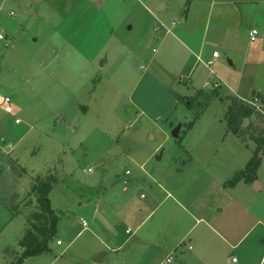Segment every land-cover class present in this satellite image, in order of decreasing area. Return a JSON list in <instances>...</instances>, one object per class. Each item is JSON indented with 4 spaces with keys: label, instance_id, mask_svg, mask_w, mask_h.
I'll list each match as a JSON object with an SVG mask.
<instances>
[{
    "label": "rangeland",
    "instance_id": "1",
    "mask_svg": "<svg viewBox=\"0 0 264 264\" xmlns=\"http://www.w3.org/2000/svg\"><path fill=\"white\" fill-rule=\"evenodd\" d=\"M0 34V264H264V155L229 183L264 121V0H0ZM228 96L257 98L244 140ZM50 176V250L19 263Z\"/></svg>",
    "mask_w": 264,
    "mask_h": 264
},
{
    "label": "trees",
    "instance_id": "2",
    "mask_svg": "<svg viewBox=\"0 0 264 264\" xmlns=\"http://www.w3.org/2000/svg\"><path fill=\"white\" fill-rule=\"evenodd\" d=\"M213 95H217V89L213 91ZM230 104L225 112L226 125L229 132L245 139L243 128V121L247 118L258 114L255 106H251L245 101L235 96H228ZM191 106V105H190ZM198 117V116H197ZM197 117L187 124L186 129L183 131L184 136L194 126ZM254 126L258 132L250 135L251 140L256 144V149L253 156L249 160L245 169L239 171L236 176L229 183L234 186L236 182L245 180L253 182L257 179V171L261 165V158L264 155V129L258 126L255 122L250 124ZM183 136H179L181 140ZM245 137V138H244ZM3 168H0V172ZM56 178L50 176L48 179H37L31 187V194L36 196V209L27 218V227L25 233L19 242L20 247L24 249L22 259L27 256L37 255L50 250L49 241L53 238L59 216L50 204L49 195L53 188V181ZM15 264V263H11Z\"/></svg>",
    "mask_w": 264,
    "mask_h": 264
},
{
    "label": "crops",
    "instance_id": "3",
    "mask_svg": "<svg viewBox=\"0 0 264 264\" xmlns=\"http://www.w3.org/2000/svg\"><path fill=\"white\" fill-rule=\"evenodd\" d=\"M143 1H148V0H143ZM159 7H160V5H159ZM162 7H164V9H166V5H165V3H162ZM167 10V9H166ZM258 178V177H257ZM257 180V179H256ZM254 187H256V189L255 190H257V191H261V190H263L264 189V185L263 184H260L258 181H256L255 182V186ZM124 189H126V186H124ZM171 195V193L170 192H168L167 193V196L166 197H168V196H170ZM144 195L143 194H141V197H143ZM195 220H196V222H199V221H204L205 223H206V230H208V231H210V232H212V233H216L215 231H216V229L212 226V225H210L209 223H207L204 219H202V218H195ZM126 232H127V230H126ZM208 234V233H207ZM215 236H217V237H219L220 239H222L223 241H224V243L225 244H229V243H227V241H226V238H224L221 234H219V233H216L215 234ZM207 241H209L208 239H207ZM223 241H216V243H220V242H223ZM260 241V242H259ZM254 242L255 243H260V244H262V242H264V229L262 230V232H260V233H258L256 236H255V240H254ZM221 244V243H220ZM237 245V244H236ZM236 245H231V246H236ZM126 248H130V245L129 246H127ZM176 248V247H175ZM208 256H210V257H208ZM207 256V261L208 260H210L211 261V259L213 260L214 259V256L212 255V254H210V255H208ZM103 258V255H100V256H97V257H95L94 258V261H100L101 259Z\"/></svg>",
    "mask_w": 264,
    "mask_h": 264
},
{
    "label": "built area",
    "instance_id": "4",
    "mask_svg": "<svg viewBox=\"0 0 264 264\" xmlns=\"http://www.w3.org/2000/svg\"><path fill=\"white\" fill-rule=\"evenodd\" d=\"M257 36H258V31H257V29H255V28L251 29L250 32H249V39H250V41H255V40L257 39ZM2 38H3V37H2V35L0 34V39H2ZM218 56H219V53H218L217 51H214L213 54H212V58H211V59H208V60L206 61V65H207V66L212 65V64H213V61H214ZM205 85H206V86H207V85H210V83H209V82H206ZM213 85H214V87H217V86H218V83L216 82V83H214ZM256 100H257V98H254V101H249V103H250L251 105L256 106V103H255ZM10 101H11V99H10L9 97H6V98H5V102L9 103ZM258 109L264 114V111H262L260 108H258ZM5 110H6L7 112H12V107H11L10 105H7V106L5 107ZM16 121H18V120H16ZM89 170H90V169H89ZM127 173H129V171H127ZM83 225L85 226V225H86V222H83ZM127 232H129V230H127ZM58 243H60V241H58ZM191 248H192V247L189 246V249H191ZM233 260L235 261L236 259H233ZM172 261H173V256H172V255H169V256L165 259V261H163V262L160 263V264H171Z\"/></svg>",
    "mask_w": 264,
    "mask_h": 264
},
{
    "label": "water",
    "instance_id": "5",
    "mask_svg": "<svg viewBox=\"0 0 264 264\" xmlns=\"http://www.w3.org/2000/svg\"><path fill=\"white\" fill-rule=\"evenodd\" d=\"M258 126L262 127L264 129V121H256L255 122ZM181 125L178 124L172 131V135L174 138H178L179 137V131H180ZM256 182V181H255ZM256 189V187H254Z\"/></svg>",
    "mask_w": 264,
    "mask_h": 264
}]
</instances>
